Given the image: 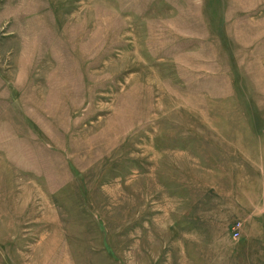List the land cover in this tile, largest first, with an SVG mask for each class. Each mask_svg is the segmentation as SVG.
<instances>
[{"label":"rangeland","instance_id":"374dc122","mask_svg":"<svg viewBox=\"0 0 264 264\" xmlns=\"http://www.w3.org/2000/svg\"><path fill=\"white\" fill-rule=\"evenodd\" d=\"M255 226L264 0H0V264H236Z\"/></svg>","mask_w":264,"mask_h":264},{"label":"crops","instance_id":"0c3cea01","mask_svg":"<svg viewBox=\"0 0 264 264\" xmlns=\"http://www.w3.org/2000/svg\"><path fill=\"white\" fill-rule=\"evenodd\" d=\"M250 238V239H249ZM247 240L243 238V241L247 243L246 247H251L252 245H260L259 255L258 257H254L252 259H237L236 264H264V228H260L259 226H255L253 228V232L251 236ZM244 252H247L244 250Z\"/></svg>","mask_w":264,"mask_h":264},{"label":"bare ground","instance_id":"6f19581e","mask_svg":"<svg viewBox=\"0 0 264 264\" xmlns=\"http://www.w3.org/2000/svg\"><path fill=\"white\" fill-rule=\"evenodd\" d=\"M238 227V225L234 228V229H236ZM239 228V227H238Z\"/></svg>","mask_w":264,"mask_h":264},{"label":"built area","instance_id":"2783aa9c","mask_svg":"<svg viewBox=\"0 0 264 264\" xmlns=\"http://www.w3.org/2000/svg\"><path fill=\"white\" fill-rule=\"evenodd\" d=\"M237 225V224H236ZM234 227V226H233ZM234 235V234H233Z\"/></svg>","mask_w":264,"mask_h":264}]
</instances>
